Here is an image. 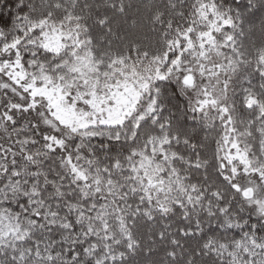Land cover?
<instances>
[{
    "label": "snow or ice",
    "instance_id": "1",
    "mask_svg": "<svg viewBox=\"0 0 264 264\" xmlns=\"http://www.w3.org/2000/svg\"><path fill=\"white\" fill-rule=\"evenodd\" d=\"M0 264H264V0H0Z\"/></svg>",
    "mask_w": 264,
    "mask_h": 264
}]
</instances>
